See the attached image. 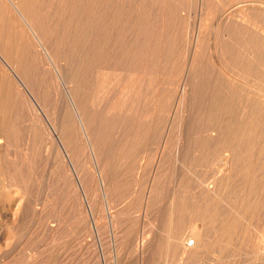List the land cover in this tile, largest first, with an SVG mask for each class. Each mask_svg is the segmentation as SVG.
Returning <instances> with one entry per match:
<instances>
[{
  "label": "rangeland",
  "instance_id": "1",
  "mask_svg": "<svg viewBox=\"0 0 264 264\" xmlns=\"http://www.w3.org/2000/svg\"><path fill=\"white\" fill-rule=\"evenodd\" d=\"M31 1L45 20L52 40L49 43L56 42L54 48H60V53L69 48L63 53L68 55L70 67L84 76L90 89L87 121L95 120L101 128L99 138L106 144L102 165L112 173L114 205L112 218L108 217L101 191L97 209L104 208L98 212L105 216L103 228L98 232L92 229L90 219L84 218H90V211L77 177L72 183L64 176L56 150L55 162L48 163L47 147L34 135L28 105L20 98H10L0 84V135H4L0 138L4 141L0 144V264H264V125L259 128L242 122L264 119V9L245 11L252 22L259 23L256 26L261 28H257L239 14L223 20L222 14L232 3L245 0H105L107 11L112 8L111 1L116 2L118 17L112 20L105 11L107 24L100 55L103 69L96 84V62L91 47H85L87 38L81 33L77 42L69 29L70 1ZM4 13L0 7V24L5 26L8 20ZM6 29L14 41L20 39L8 25ZM31 54L27 53L28 60L31 56L35 59L32 66L34 70L37 67L40 86L35 88L45 102L49 101L50 113L56 109L64 118L71 131H63L62 136L73 140V147L77 143L76 117L57 95L58 86L51 83L40 59ZM127 72L138 80L119 101L117 93ZM116 100L123 112L115 108ZM231 131L239 137L232 146L237 147L233 148L232 172L219 176L216 161L230 147ZM242 141L247 143L242 145ZM162 149L164 156L159 161L157 154ZM85 158V184L89 196L98 199L99 178L93 183L89 175L91 171L98 175V171L94 160ZM210 181L216 190L201 192L198 184ZM215 181L221 184L220 189ZM197 224L201 229L196 236L189 234L182 242L176 239ZM129 239L132 241L127 242ZM185 246L189 247L186 253Z\"/></svg>",
  "mask_w": 264,
  "mask_h": 264
},
{
  "label": "bare ground",
  "instance_id": "2",
  "mask_svg": "<svg viewBox=\"0 0 264 264\" xmlns=\"http://www.w3.org/2000/svg\"><path fill=\"white\" fill-rule=\"evenodd\" d=\"M40 1V0H39ZM61 1V0H60ZM69 29L70 32L73 35V38L75 41L78 42V40L81 38L80 36L84 34V36L87 38V41H84L85 47L87 46L90 48L91 47V52L94 53V58L96 62V69L95 72L97 73L95 75L96 78V84L100 83V76L99 72L102 67V61L100 60V55L102 52V46H103V34H104V15L107 12L108 15L112 18V20L117 16V4L116 2H112V8L109 9L108 11L106 10V1L105 0H69ZM116 1V0H114ZM138 1V0H137ZM204 1V0H203ZM202 1V2H203ZM217 1V0H216ZM41 4V2H38ZM143 4V3H142ZM203 4V3H202ZM264 3H262L260 0H245V1H238L236 3H232L231 6L225 10L223 15V20L227 21L235 17V15L239 14L242 17V20L244 22H249L250 24H253L256 26L257 22H252L249 17L245 14V11L248 8H263L264 9ZM38 5V4H36ZM43 7H45L43 4H41ZM138 5V4H137ZM130 6V5H129ZM135 6V5H134ZM0 7L4 10V12L7 14V24L8 28H10V31H15L19 35V40L14 41L15 38L11 37L12 32L9 33V31L6 29V25L0 24V84H2L6 88L7 94L10 96V98H20L21 100L26 103L31 111V120L33 121V125L36 128L35 130V137H40V141H42L44 146L46 145L47 150V156H48V163H54V155H55V150H56V155L60 157L57 158L60 160L61 164L63 165V170H64V176L67 177L72 183H74L77 177L78 180V189L81 188L83 191V197L85 198L86 201V206L88 210L90 211V218L86 215L84 218L90 219L91 221V227L92 229H95L96 232L100 230V228H103V219L105 216L102 218L100 214L98 213L100 210L105 208L104 212L108 213V217L110 216L112 218L111 210H113L111 207L114 205V196L113 193L114 190L112 191V173L110 170L106 168V164L102 165V162L105 161V146L106 144H101V140L99 138L100 136V125L97 123V121L93 120V122H88V113H87V93L90 90L88 87H86L84 83V76H82L80 73H78V70L76 68H71L69 62L67 61L66 58V53L64 49L63 52L61 51L60 53V48L56 49L54 47L56 42H53L52 44L49 43L52 41L50 39V35H48L47 32V26L45 23V20L41 19L38 13V8L36 9V6L34 5V2L32 3L31 0H0ZM155 7V6H154ZM58 8V7H57ZM41 8H39L40 10ZM46 9V8H45ZM64 9V8H63ZM163 9V8H162ZM262 9V11H263ZM42 10V9H41ZM40 10V11H41ZM140 10V9H139ZM39 11V12H40ZM59 11V10H58ZM64 11V10H63ZM106 11V12H105ZM249 11V10H247ZM143 12V11H139ZM138 12V14H139ZM4 13V15H6ZM43 14V13H42ZM123 14V13H122ZM128 15V14H127ZM137 15V14H136ZM46 16V15H45ZM107 16V15H106ZM124 16V15H123ZM140 16V15H139ZM63 17V16H62ZM118 17V16H117ZM135 17V16H134ZM133 17V18H134ZM150 17V16H149ZM215 17V16H214ZM239 17V19H241ZM46 19V17H45ZM109 19V18H108ZM149 19V18H148ZM162 19V18H161ZM221 19V18H220ZM5 20V18L3 19ZM106 20V19H105ZM109 22V20H107ZM241 21V20H240ZM239 21V22H240ZM112 22V21H111ZM115 22V21H114ZM140 22V21H139ZM53 23V22H52ZM110 23V22H109ZM116 23V22H115ZM114 23V24H115ZM118 24V23H117ZM121 24V23H120ZM259 23H257L258 25ZM110 25V24H108ZM139 25V24H138ZM116 26V25H115ZM118 26V25H117ZM120 26V25H119ZM246 26V25H245ZM248 26V25H247ZM51 27V25H50ZM114 28V25L112 23L111 28ZM137 27V26H136ZM257 28H261V26H256ZM52 28V27H51ZM50 28V29H51ZM116 28V27H115ZM247 29V28H246ZM108 30V29H107ZM119 30V29H118ZM133 30V29H132ZM50 31V30H49ZM106 31V30H105ZM111 31V30H110ZM264 31V30H263ZM54 32V31H53ZM69 32V33H70ZM82 33V34H81ZM107 32H105L106 34ZM113 33H116L113 32ZM111 33V34H113ZM130 33V32H129ZM149 33V32H148ZM109 34V33H108ZM107 34V37H108ZM156 34V33H155ZM262 34V32H261ZM56 35V34H55ZM70 35V34H69ZM112 36V35H111ZM110 36V37H111ZM115 36V35H114ZM56 37V36H55ZM58 37V36H57ZM109 37V38H110ZM251 36H249L250 38ZM66 38V37H65ZM115 38V37H114ZM114 38L112 43L114 42ZM128 38V37H127ZM154 38V37H153ZM54 39V38H53ZM56 39V38H55ZM59 41V37L57 38ZM110 40V39H109ZM57 41V40H56ZM89 41V42H88ZM118 41V40H117ZM141 41V40H140ZM192 41V40H191ZM190 41V42H191ZM204 41V40H203ZM67 42V41H66ZM88 42V43H87ZM110 42V41H109ZM116 42V41H115ZM59 43V42H58ZM69 43V42H68ZM71 43V42H70ZM111 43V42H110ZM111 43V44H112ZM195 44V43H194ZM198 44V43H197ZM62 45V44H61ZM69 45V44H68ZM81 45V44H79ZM119 45V44H118ZM117 45V46H118ZM130 45V44H129ZM110 46V45H109ZM112 46V45H111ZM115 46V45H114ZM191 46V45H190ZM135 47V46H134ZM148 47V46H147ZM186 47V46H185ZM65 48V47H64ZM115 48V47H114ZM183 48V47H182ZM69 49V48H68ZM67 49V51H68ZM114 50V49H112ZM117 50V48H116ZM131 50V49H130ZM134 50V49H133ZM33 53H32V52ZM151 51V50H150ZM35 54L37 59H40V64L41 67L47 71L48 75H50L51 79L53 80L51 83H55V86H58V94L57 95L62 96L60 99H64L68 105V111L69 113H74L76 117V122H75V133L77 135V143L74 144L72 147V141L68 140V137H63L62 133L65 131L68 133L71 130H67L66 128V123H64L63 119L61 118L58 110L55 111L51 114L49 109H48V103L49 101L43 99L44 96H40V93L36 90V65H35V70L33 65V61L35 62V59L31 56V59L28 60L27 53L29 54ZM90 52V51H89ZM115 52V51H114ZM118 52V51H117ZM69 53V52H68ZM71 53V51H70ZM103 53V52H102ZM111 53V52H110ZM113 53V52H112ZM31 54V55H32ZM116 54V52H115ZM195 54V52L193 53ZM68 56V55H67ZM30 57V55H29ZM89 57V56H88ZM114 58V57H113ZM134 59V58H133ZM132 60V59H131ZM136 61V60H135ZM138 61V60H137ZM71 62V61H70ZM116 62V61H115ZM126 62V61H125ZM133 62V60H132ZM131 62V63H132ZM130 63V62H129ZM135 63V62H133ZM132 63V65H133ZM127 64V63H126ZM193 64V63H192ZM114 65V64H112ZM131 65V64H130ZM191 65V64H190ZM127 66V65H126ZM129 66V64H128ZM138 66V65H137ZM193 66V65H191ZM106 67V66H105ZM110 67V66H108ZM112 67V66H111ZM110 67V68H111ZM133 67V66H132ZM129 68V67H128ZM134 68V67H133ZM136 68V67H135ZM39 69V68H38ZM114 70V68H112ZM125 69V68H124ZM137 69V68H136ZM185 69V68H184ZM43 71L42 69H40ZM134 70V69H131ZM190 70V69H189ZM260 70V69H259ZM115 71V70H114ZM130 71V70H129ZM128 71V72H129ZM94 72V73H95ZM127 74L122 76V78H125L123 81V86L119 89V92L115 90V92L118 94L117 99L120 101L121 99H124L123 95L129 94L128 90L130 89V86L132 87V83L134 80V74ZM133 72V71H132ZM145 72V71H144ZM224 72V71H223ZM43 73V72H42ZM136 73V72H135ZM143 73V72H142ZM141 73V74H142ZM146 73V72H145ZM259 73V72H258ZM101 74V72H100ZM254 74V73H253ZM257 74V72L255 73ZM47 75V76H48ZM111 75V74H110ZM143 75V74H142ZM141 75V76H142ZM146 75V74H144ZM231 75V74H230ZM39 76V74H38ZM45 75V77H47ZM120 76V75H119ZM140 76V75H139ZM143 77V76H142ZM146 77V76H145ZM161 77V76H160ZM113 78H115L113 76ZM237 78V77H236ZM112 79V78H111ZM110 79V80H111ZM119 79V77L117 78ZM144 79V78H143ZM180 79V78H179ZM189 79V78H188ZM260 79V78H259ZM40 79H38L39 81ZM48 80V78L46 79ZM102 80V79H101ZM121 80V79H120ZM138 80V79H137ZM136 80V81H137ZM147 80V79H145ZM114 81V80H113ZM261 81V80H260ZM259 81V82H260ZM73 83V86L69 87L67 83ZM181 82V81H180ZM179 82V85H180ZM183 82V81H182ZM185 82L188 84V81ZM39 83V82H38ZM49 83V84H51ZM94 83V84H95ZM114 83V82H112ZM137 83V82H136ZM95 84V85H96ZM106 85V81L104 82ZM135 84V83H134ZM133 84V86H134ZM142 84V83H141ZM140 84V85H141ZM39 85V84H38ZM37 85V86H38ZM100 85V84H99ZM112 85V84H109ZM121 85V84H120ZM202 85V84H201ZM253 85V84H252ZM52 86V85H51ZM54 86V85H53ZM98 86V85H96ZM101 86V85H100ZM115 86V85H114ZM151 86V85H150ZM40 87V86H38ZM37 87V88H38ZM75 88V90H74ZM89 90H88V89ZM100 88V87H98ZM108 88V87H107ZM110 88V87H109ZM113 88V86H112ZM111 88V89H112ZM40 89V88H39ZM104 90V88H101ZM132 89V88H131ZM188 89V88H187ZM260 89V88H259ZM88 90V91H87ZM101 90V91H102ZM262 90V88H261ZM46 91V90H45ZM95 91V90H94ZM179 91V90H178ZM43 92V90L41 91ZM131 92V91H130ZM107 93V92H106ZM105 93V94H106ZM44 94V93H43ZM49 94V92H48ZM99 94V93H98ZM121 94V96H120ZM2 95V94H1ZM5 95V94H4ZM50 95V94H49ZM133 95V94H132ZM184 95V94H183ZM52 96V95H51ZM123 96V97H122ZM128 96V95H127ZM135 96V95H134ZM64 97V98H63ZM250 97V96H249ZM48 97H46L47 99ZM51 98V97H50ZM130 98V97H129ZM8 99V98H7ZM56 99V98H55ZM116 99V98H114ZM133 99V98H132ZM182 99V98H181ZM14 100V99H13ZM50 100V99H48ZM93 100V99H92ZM113 100V99H112ZM134 100V99H133ZM43 101V102H42ZM119 101H115V108L123 110L122 105H120ZM262 101V99H261ZM104 102V101H103ZM122 102V101H121ZM133 102V101H131ZM47 103V104H46ZM65 103V102H64ZM63 103V104H64ZM61 104V103H60ZM62 104V105H63ZM94 104V103H93ZM114 104V103H113ZM18 105V102L17 104ZM20 105V104H19ZM23 105V104H22ZM110 105V104H109ZM112 105V104H111ZM13 106V105H12ZM25 106V105H24ZM60 106V105H59ZM58 106V108H59ZM119 106V107H118ZM132 106V104H131ZM16 106H14L15 108ZM23 107V106H21ZM27 107V106H26ZM92 107V106H91ZM111 107V106H110ZM111 108H114L113 106ZM28 109V110H29ZM60 109V108H59ZM63 109V107H62ZM66 109V108H65ZM90 109V108H89ZM94 109V107H93ZM12 110V109H11ZM108 110V109H107ZM111 110V109H110ZM113 110V109H112ZM141 110V109H140ZM63 111V110H62ZM61 111V112H62ZM130 111V109H129ZM128 111V112H129ZM150 111V110H149ZM95 112V111H94ZM108 112V111H107ZM113 113H116L115 110L112 111ZM123 112V111H122ZM256 112V111H255ZM118 113H121L118 111ZM125 113V112H124ZM134 113V112H132ZM136 113V112H135ZM146 113V112H145ZM148 113V112H147ZM156 113V112H155ZM29 114V113H28ZM62 114V113H61ZM129 114V113H127ZM93 115V114H92ZM111 115V114H110ZM121 115V114H120ZM122 115L126 116V114ZM124 118V116H122ZM131 115V114H130ZM145 115V114H144ZM150 115V114H149ZM159 115V114H158ZM66 116V115H65ZM96 117V115H95ZM120 117V118H121ZM142 117V116H141ZM246 117V116H244ZM248 117V116H247ZM256 117V116H255ZM258 117V116H257ZM256 117V118H257ZM122 118V119H123ZM126 118V117H125ZM133 118V117H132ZM242 118V117H241ZM93 119V118H92ZM129 119V118H128ZM4 120V119H3ZM148 120V118L146 119ZM31 121V123H32ZM126 121V119L124 120ZM66 122V121H65ZM71 122V121H68ZM120 122V121H118ZM134 122V121H133ZM140 122V121H139ZM238 122V121H237ZM243 123H251V124H257L259 128H261L264 125V119H249V120H243ZM6 123V122H5ZM146 123V122H145ZM152 123V122H151ZM4 124V123H3ZM144 124V122L142 123ZM254 124V125H255ZM32 125V124H31ZM30 125V126H31ZM123 125V124H121ZM133 125V124H132ZM120 126V125H119ZM130 126V125H128ZM139 126V125H138ZM145 126V125H144ZM252 126V125H251ZM33 127V126H32ZM143 127V125H142ZM244 127V126H243ZM247 127V126H246ZM144 128V127H143ZM215 128V127H214ZM256 128V126H255ZM243 129V128H241ZM250 129V127H249ZM254 129V128H253ZM32 130H34L32 128ZM73 130V129H72ZM146 130V129H145ZM260 130V129H259ZM29 131V130H28ZM31 131V129H30ZM68 131V132H67ZM136 131V130H135ZM140 131V130H139ZM147 131V130H146ZM258 131V130H257ZM33 132V131H32ZM73 132V131H72ZM253 132V131H252ZM256 132V131H254ZM102 133V132H101ZM247 133V132H246ZM257 133V132H256ZM207 134V133H206ZM32 135V136H34ZM96 135L98 136L96 138ZM118 135V134H117ZM125 135V134H124ZM218 135V133H215V136ZM68 136V134H67ZM140 136V135H139ZM145 136V135H144ZM143 138V136H141ZM162 137V136H161ZM0 138H4V135L1 134ZM31 138V137H30ZM73 138V136H72ZM116 138V137H115ZM121 138V137H120ZM130 138V137H129ZM238 135L236 132H232L228 136V140L230 142V147L219 155L216 161V173L219 176H226L232 172V167H233V160H234V149L237 147H232L238 140ZM35 139V138H34ZM74 139V138H73ZM117 139V138H116ZM127 139V137L125 138ZM131 139V138H130ZM129 139V140H130ZM135 139V138H134ZM137 139V138H136ZM219 139V138H218ZM222 139V137H221ZM220 139V140H221ZM104 140V139H103ZM143 140V139H142ZM219 140V141H220ZM246 140V139H245ZM30 141V140H29ZM33 141V140H32ZM107 141V140H106ZM119 141V140H118ZM164 141V140H162ZM217 140V142L219 143ZM240 141V139H239ZM251 141V140H250ZM254 141V140H253ZM257 141V140H256ZM4 142L3 140L0 139V144ZM41 142V143H42ZM241 142V141H240ZM244 141H242L243 143ZM258 142V141H257ZM260 142V141H259ZM40 143V142H38ZM40 143V144H41ZM125 143V142H124ZM123 143V144H124ZM216 143V142H215ZM224 143V142H223ZM239 143V147H241V144ZM247 143V142H245ZM243 143L242 145H244ZM163 144V143H162ZM263 144V143H262ZM126 145V144H125ZM129 145V144H128ZM222 145V144H221ZM238 145V144H237ZM257 145V144H256ZM35 146V145H34ZM41 146V145H40ZM253 146V145H252ZM2 147V146H0ZM4 147V146H3ZM74 147H77V153L73 152L75 149ZM121 147V146H120ZM165 147V145H164ZM214 147V146H213ZM232 147V148H231ZM28 148V147H27ZM36 148V146L34 147ZM70 148V150H69ZM73 148V149H72ZM212 148V147H211ZM30 149V148H29ZM159 149V148H158ZM164 150L166 148H163ZM163 149L157 156L160 159L164 156L163 154ZM217 149V148H216ZM221 149V147H220ZM105 150V151H104ZM123 150V149H122ZM182 150V149H181ZM242 150V149H241ZM29 151V150H28ZM237 151V150H236ZM244 152V150H242ZM3 152V150H2ZM9 152V151H8ZM27 152V151H26ZM214 152V151H213ZM212 152V153H213ZM241 152V151H240ZM5 153V152H4ZM120 153V152H119ZM157 153V152H156ZM237 153V152H236ZM33 154V153H32ZM123 154V153H122ZM210 154V153H209ZM208 154V155H209ZM243 154V153H241ZM121 155V154H120ZM141 155V154H140ZM154 155V154H153ZM156 155V154H155ZM201 155V154H200ZM207 155V154H206ZM28 156V155H27ZM26 156V157H27ZM90 157L94 160L95 166L97 168L96 171H98V175L96 172L91 171L89 172V175L91 176V179L97 183V177L99 178V182L101 185V190L99 191L100 194H98L99 198H95L92 196H89V190L86 183V176L88 175L87 173L85 174L84 172V167L85 165L83 164V161L86 159L85 157ZM115 156V155H114ZM217 156V155H216ZM254 156V155H253ZM155 157V156H154ZM200 157V156H199ZM206 157V156H205ZM246 157V156H245ZM264 157V156H263ZM109 158V157H108ZM262 158V156H261ZM113 159V158H112ZM260 159V158H259ZM90 160V159H89ZM107 160V159H106ZM156 160V158H155ZM154 160V161H155ZM203 160V159H202ZM58 161V160H57ZM110 161V160H109ZM158 161L157 169L160 167V163ZM205 161V160H204ZM203 161V162H204ZM36 162V161H35ZM201 162V161H200ZM108 163V162H107ZM156 163V162H155ZM205 163V162H204ZM203 163V164H204ZM59 164V163H58ZM48 165V164H47ZM206 165V164H204ZM214 166V165H213ZM59 167V166H58ZM52 168V167H51ZM264 168V167H263ZM61 169V168H60ZM90 169V168H88ZM156 169V170H157ZM162 169V168H161ZM212 169V168H211ZM91 170V169H90ZM240 170V169H239ZM62 171V170H61ZM151 172V171H150ZM153 172V171H152ZM207 172V171H205ZM6 173V172H5ZM202 173V172H200ZM233 175V173H231ZM49 175V174H48ZM62 175V174H61ZM160 175V174H159ZM164 175V174H163ZM211 176V174H209ZM63 176V177H64ZM230 176V175H229ZM234 176V175H233ZM62 177V178H63ZM64 177V178H65ZM110 177V178H109ZM116 177V175H115ZM208 177V176H206ZM210 177V176H209ZM218 177V176H217ZM259 177V176H258ZM66 178V179H67ZM151 178V177H150ZM205 178V177H204ZM231 178V176H230ZM229 178V179H230ZM59 179V178H58ZM68 179L65 180L68 183ZM209 179V178H207ZM214 179V178H212ZM219 180L218 178H216ZM50 180V179H49ZM62 180V179H61ZM111 180V182H109ZM211 180V179H210ZM221 180V179H220ZM228 180V179H227ZM239 180V179H238ZM242 181V180H241ZM115 182V181H114ZM208 182V181H207ZM228 182V181H227ZM219 184V182H216ZM117 184V183H116ZM147 184V183H146ZM160 184V182L158 183ZM196 184V182H195ZM198 184V183H197ZM228 184V183H227ZM150 185V184H149ZM200 185V190L201 192H214L216 188H214V181H210L209 183L202 182ZM216 185V184H215ZM97 186V184H96ZM216 186V187H217ZM229 186V184H228ZM75 187V186H74ZM86 188V192H85ZM198 188V187H197ZM219 188V186H218ZM76 188V191H78ZM96 189V187H95ZM114 189V188H113ZM220 189V188H219ZM255 189V188H254ZM24 190V189H23ZM72 191V190H71ZM94 191V190H93ZM101 191L103 193V204L104 208L102 209H97L98 207V202H100L101 198ZM116 191V190H115ZM198 191V189H197ZM97 192V191H96ZM113 192V193H112ZM218 192V191H216ZM224 193V192H223ZM203 194V193H202ZM201 194V196H202ZM69 195V194H68ZM115 195V194H114ZM152 195V194H151ZM198 195V194H197ZM205 195V194H204ZM71 196V195H70ZM116 196V195H115ZM200 196V197H201ZM206 196V195H205ZM217 197V196H216ZM6 198V197H5ZM184 198V197H183ZM199 198V197H198ZM197 198V199H198ZM205 198V197H204ZM219 198V197H218ZM69 199V198H68ZM102 199V198H101ZM251 199V198H250ZM117 200V199H116ZM216 200V199H215ZM67 201V200H66ZM208 202V201H207ZM232 202V201H231ZM236 202V201H235ZM4 203V202H3ZM113 203V204H112ZM118 203V202H116ZM152 203V202H151ZM112 204V205H111ZM119 204V203H118ZM122 205V204H121ZM103 206V205H102ZM126 206V205H125ZM131 206V205H130ZM100 207V206H99ZM164 207V206H163ZM116 208V207H115ZM3 209V208H2ZM115 210V209H114ZM236 210V209H235ZM28 211V210H27ZM5 212V211H4ZM101 212V211H100ZM50 213V212H49ZM48 213V214H49ZM103 213V212H102ZM116 214V213H115ZM40 215V214H39ZM64 220V219H63ZM83 220V218L81 219ZM50 221V220H49ZM48 221V222H49ZM86 221V220H85ZM106 221V220H105ZM108 221V220H107ZM82 222V221H81ZM119 222V221H118ZM45 224V223H44ZM109 224V223H108ZM118 226V224H117ZM130 226V225H129ZM54 228V226H52ZM128 227V226H127ZM187 228V227H186ZM105 229V228H104ZM200 226L193 225L191 226V229L189 232H181L178 234V237L176 238L179 241H183L185 238L187 239V236L190 234L192 236H196L200 232ZM54 230V229H53ZM187 231V230H186ZM54 234V233H53ZM101 235V234H100ZM191 236V237H192ZM141 237V236H140ZM189 238V237H188ZM241 238V237H240ZM136 239V238H135ZM91 240V239H90ZM176 240V242H177ZM132 240L129 239L127 242H131ZM175 241V240H174ZM202 241V240H201ZM116 242V241H115ZM256 242V241H255ZM136 244V243H135ZM201 244V243H200ZM258 244V243H257ZM139 245V244H138ZM191 245V244H190ZM225 245V244H224ZM184 246V245H183ZM201 246V245H200ZM257 247V246H256ZM255 247V248H256ZM189 250L188 246L183 247L184 253H186ZM123 251V250H122ZM182 252V251H181ZM261 254H262V263H264V243L261 245ZM183 255V254H182ZM184 256V255H183Z\"/></svg>",
  "mask_w": 264,
  "mask_h": 264
}]
</instances>
